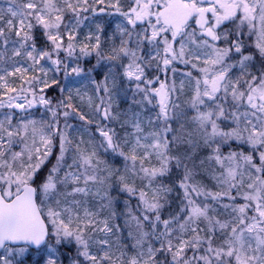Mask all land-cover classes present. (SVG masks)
Segmentation results:
<instances>
[{
  "label": "snow or ice",
  "instance_id": "obj_1",
  "mask_svg": "<svg viewBox=\"0 0 264 264\" xmlns=\"http://www.w3.org/2000/svg\"><path fill=\"white\" fill-rule=\"evenodd\" d=\"M0 264H264V0H0Z\"/></svg>",
  "mask_w": 264,
  "mask_h": 264
}]
</instances>
